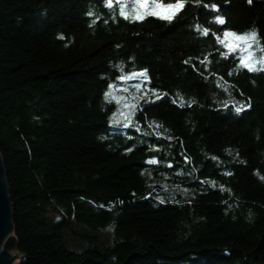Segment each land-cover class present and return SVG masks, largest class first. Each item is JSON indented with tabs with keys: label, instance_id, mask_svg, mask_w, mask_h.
I'll list each match as a JSON object with an SVG mask.
<instances>
[{
	"label": "trees",
	"instance_id": "trees-1",
	"mask_svg": "<svg viewBox=\"0 0 264 264\" xmlns=\"http://www.w3.org/2000/svg\"><path fill=\"white\" fill-rule=\"evenodd\" d=\"M204 2L226 25L192 6L171 24H133L104 0H0V155L18 264H264V72L237 70L194 31L264 41V0ZM121 64L147 69L151 98L115 130L104 94Z\"/></svg>",
	"mask_w": 264,
	"mask_h": 264
},
{
	"label": "snow or ice",
	"instance_id": "snow-or-ice-1",
	"mask_svg": "<svg viewBox=\"0 0 264 264\" xmlns=\"http://www.w3.org/2000/svg\"><path fill=\"white\" fill-rule=\"evenodd\" d=\"M114 2L119 4V17L133 24L143 23L149 18H155L162 22L171 24L190 6L196 7L197 9H203L208 14H214L213 19L210 21V23L221 26L226 25L227 23L226 18L220 15V5L216 3L208 4L205 3L204 0H132L131 4H129V0H104V5L109 10H114ZM248 3L251 4L252 0H248ZM88 15L94 16L95 13L89 12ZM194 15L199 17L200 12L198 11L197 13H194ZM113 19H116V17L114 16ZM93 23H95V20L93 21ZM194 31L198 35H201L203 37H208L209 35L213 36L215 38V41L219 45V47L217 48L218 54L223 59L231 58L238 61L237 70H247L250 73L264 72V41L261 40L258 30L244 32L222 30L221 35L217 32H211L208 27H201V25L197 23L195 24ZM203 62L204 61H201V63ZM120 73L121 74L117 78L118 81L123 82V84L125 85H128L120 87L119 90L124 93H127L129 91V87H134L139 90L143 86L145 81H147L149 84L151 83L147 69L125 73L124 65L121 64ZM232 74L233 73L231 72L229 73V75ZM133 80L136 81V83L134 85H129L128 82ZM116 87L117 85L115 83L109 85V89L104 94L105 100L109 101V97H111L112 101H114L118 106L122 103L128 105V102L126 100H123L122 97L113 95L112 90ZM147 95L148 93L145 92L144 96ZM157 99H160L159 95H157ZM180 106L183 107L184 104L181 103ZM227 107L228 105L225 104L226 110ZM136 108V104H131L129 106L127 115L122 121L110 118L109 124L120 125L124 128L129 127L132 121V117L135 115ZM250 108V98L249 102L246 104H233L234 112L237 115H240ZM128 139H131V137H128ZM129 151H132V149H129ZM145 163L155 164L157 163V161L155 159H150L148 161H145ZM161 202H163V200H161Z\"/></svg>",
	"mask_w": 264,
	"mask_h": 264
},
{
	"label": "rangeland",
	"instance_id": "rangeland-1",
	"mask_svg": "<svg viewBox=\"0 0 264 264\" xmlns=\"http://www.w3.org/2000/svg\"><path fill=\"white\" fill-rule=\"evenodd\" d=\"M131 2H132V0H129V4H131ZM114 7L117 9V12H119V4L114 2ZM258 55H259V53H258ZM135 83H136V81H134V80L128 82L129 85H134ZM116 85H117V87L112 90L113 95L114 96H120L123 98V100H126L128 102V105H125L122 103L121 105L118 106L113 101L116 105V111H114L112 118L116 119L118 121H122L125 118V116L127 115V112L129 111V106L131 104L139 105L141 102L148 101L151 98V94L149 92L150 87H149V83L147 81L144 82L143 86L139 90H137L134 87H129V91L127 93H124V92L120 91L119 89L121 86H128V85H125V84H123V82H120V81H118L116 83ZM145 92L148 93L147 96H144ZM141 97H143V98H141ZM109 98H110V100H112L111 97H109ZM133 118L134 117H132L131 123L133 122ZM114 126H118L121 128L120 125H114ZM107 233H108L107 231L102 233L103 238H106ZM112 233H114L113 229H111V234ZM8 252L11 253V254H9V257H11L9 264H18L21 256L16 251L15 246L12 245V247L10 248V250H8Z\"/></svg>",
	"mask_w": 264,
	"mask_h": 264
},
{
	"label": "water",
	"instance_id": "water-1",
	"mask_svg": "<svg viewBox=\"0 0 264 264\" xmlns=\"http://www.w3.org/2000/svg\"><path fill=\"white\" fill-rule=\"evenodd\" d=\"M9 232H13L12 204L0 155V264H9L11 260L9 254H6V247L9 248L14 245V237L7 239L6 244L2 243V240Z\"/></svg>",
	"mask_w": 264,
	"mask_h": 264
},
{
	"label": "bare ground",
	"instance_id": "bare-ground-1",
	"mask_svg": "<svg viewBox=\"0 0 264 264\" xmlns=\"http://www.w3.org/2000/svg\"><path fill=\"white\" fill-rule=\"evenodd\" d=\"M110 118H112V116L110 117ZM113 129H115V130H118V129H121L120 127H118V126H114V125H110ZM13 233H14V228H13V232H9L5 237H4V239L2 240V243L3 244H6V240L7 239H9V238H11L12 236L14 237V235H13ZM10 248L11 247H9V248H7L6 247V254H11L10 252H8V250H10Z\"/></svg>",
	"mask_w": 264,
	"mask_h": 264
}]
</instances>
